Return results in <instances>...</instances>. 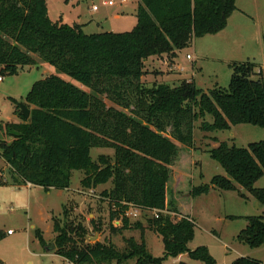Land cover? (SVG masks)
I'll return each instance as SVG.
<instances>
[{
	"label": "trees",
	"instance_id": "obj_1",
	"mask_svg": "<svg viewBox=\"0 0 264 264\" xmlns=\"http://www.w3.org/2000/svg\"><path fill=\"white\" fill-rule=\"evenodd\" d=\"M235 1L138 0L131 30L86 33L81 24L52 21L46 0H0V76L37 64L34 56L57 72L31 85L22 102L29 118L22 116L19 103L12 99L17 120L0 123V132L12 138L0 142L9 183L66 189L73 170L82 171L79 183L85 189L110 181L112 186L101 194L108 204L109 221L121 223L112 228L116 232L134 227L124 216L129 206L180 215L177 221L160 214L148 220L162 236L164 250L158 257L133 239H128L124 252L111 242L85 243L88 229L83 221L61 225L52 217L55 254L72 264H122L133 257L136 264H161L185 253L192 260L216 264L206 247L187 246L195 223L179 209L177 195L169 196L173 165L179 145L193 148L198 120L203 132L230 130L238 124L264 128V83L253 79L256 65L249 60L229 63L228 87L209 91L185 79L147 87L142 76L149 57L173 60L195 39L224 29L237 9ZM93 148H111L113 156L100 154L93 160ZM208 153L226 173L212 177L214 188L237 193L241 188L263 204L264 188L254 184L264 176V140L247 147L221 142ZM186 161L187 156H182L181 162ZM179 176L174 185L183 189L185 176ZM188 191L196 197L208 193L210 186H191ZM68 212L63 207V216L68 217ZM245 219L247 225L237 240L250 248L261 246L264 215ZM91 225L95 226L93 220ZM4 237L0 229V241ZM35 237L46 246L39 229ZM230 264L264 261L239 256Z\"/></svg>",
	"mask_w": 264,
	"mask_h": 264
},
{
	"label": "rangeland",
	"instance_id": "obj_2",
	"mask_svg": "<svg viewBox=\"0 0 264 264\" xmlns=\"http://www.w3.org/2000/svg\"><path fill=\"white\" fill-rule=\"evenodd\" d=\"M106 1L109 0H46L48 17L52 21L61 20L67 24L92 20L85 26L86 33L131 30L136 24L138 0H112L113 5L103 4ZM237 3L238 8L221 34L195 39L192 45L178 51L174 60L169 56L149 57L145 61L142 82L150 87L153 83L173 85L185 79L193 80L204 91L216 86L227 88L231 75L230 61L249 60L256 65L253 79L264 83V1L238 0ZM93 5L97 6V10L92 9ZM188 54L190 59L186 58ZM34 58L37 64L24 67L17 74L3 76L0 82V123L12 120L15 110L12 99L22 103L35 81L49 74H57L51 65L40 62L36 56ZM205 120L211 122L212 118L206 116ZM200 124L201 120L195 122L193 148L179 145L180 154L173 165L169 191L173 199V195H177L179 209L190 214L195 223L193 239L187 246L190 250L206 247L216 264H230L239 256L264 261V243L250 248L237 240L238 233L247 225V216L264 215V202L260 204L241 188L242 194L214 188L212 177L226 176V173L208 153L221 142L229 146L247 147L252 142L262 141L264 128L238 124L232 125L230 130L203 132L199 129ZM11 139L0 132V142H10ZM100 154L112 158L113 149L93 148L90 156L96 160ZM184 155L187 156L185 164L181 162ZM179 175L185 176L183 182H186V187L183 189L174 185ZM82 176L81 170H73L69 187L61 190H46L41 186H13L9 183L7 165L1 157L0 147V229L12 231V235L5 233L0 241V264H63L65 260L53 252L56 247L53 243L55 234L52 231V217L58 219L61 225L64 221H83L88 229L85 243L111 242L120 252H124V248L129 246L128 239H133L137 244L143 242L151 256L163 254L162 236L148 222L154 218L153 212L139 211L137 217L129 219L134 227L121 232L113 231L112 228H119L121 223L119 220L109 221L108 204L101 194L112 186L111 182L85 189L79 183ZM202 184L210 186L208 193L196 197L189 195L191 186ZM254 186L264 188V176ZM63 207L69 211L68 217L63 216ZM159 214L168 215L174 221L180 218V215L167 211ZM91 220L94 221V227ZM97 226L99 230L95 228ZM36 229L41 231L45 247L35 237ZM51 245H54L53 250L48 249ZM136 259H127L122 264H136ZM180 262L204 264L190 259L185 253L179 258H167L161 264Z\"/></svg>",
	"mask_w": 264,
	"mask_h": 264
},
{
	"label": "built area",
	"instance_id": "obj_3",
	"mask_svg": "<svg viewBox=\"0 0 264 264\" xmlns=\"http://www.w3.org/2000/svg\"><path fill=\"white\" fill-rule=\"evenodd\" d=\"M121 1L123 2V1H125V0H121ZM113 3H114V2H113L112 0H109V1L103 2V4H105V5H106V4H107V5H113ZM92 9H93V10H96V9H97V6H96V5H93V6H92ZM186 58H187V59H190L191 57H190V55H187ZM2 80H3V78H2V76H0V82H1ZM139 211H140V210H138L137 208H134V207H132V206H129V208H128V210H126L124 216L127 217V218H129V219H130L131 217H137ZM151 212L154 213V217H158V213H159V211H151ZM6 233H7V234H11L12 231H11V230H7ZM68 263H70V262L67 261V260H65V262H64L63 264H68Z\"/></svg>",
	"mask_w": 264,
	"mask_h": 264
},
{
	"label": "crops",
	"instance_id": "obj_4",
	"mask_svg": "<svg viewBox=\"0 0 264 264\" xmlns=\"http://www.w3.org/2000/svg\"><path fill=\"white\" fill-rule=\"evenodd\" d=\"M254 1H256V0H254ZM264 1V0H263ZM238 0H236L235 1V5L236 6H238ZM238 8V7H237ZM97 10V9H96ZM235 13V11L234 12H232L231 14H230V16L228 17V19H227V24H226V26H225V28H227V26H228V24H229V20L232 18V16H233V14ZM115 17H118V15H116ZM253 21V20H252ZM91 22H93L92 20L91 21H89V22H87V23H78V24H81L82 26H83V30H85V26H87L88 25V23H91ZM254 22V21H253ZM225 28L224 29H222L220 32H218V33H216V34H213V35H206V36H204V37H207V36H212V37H215V36H217V35H219V34H221L224 30H225ZM204 37H202V38H204ZM198 39H201V38H198ZM189 55V54H188ZM174 60V59H173ZM233 61V60H232ZM232 61H230V62H232ZM194 82V81H193ZM17 120V116L14 114L13 115V118H12V120L11 121H16ZM5 183H8L7 181H4ZM22 186V185H21ZM26 186H28V187H30V186H33V185H30V184H26ZM16 187H20V186H16ZM183 213V212H182ZM187 214V213H186ZM190 215V214H189ZM191 216V215H190ZM192 217V216H191ZM8 230H10V229H8ZM4 231V230H3ZM4 233H6V231H4ZM7 234V233H6ZM8 235H12V234H8ZM190 243V242H189ZM188 243V244H189ZM49 249V248H48ZM48 249H46V250H48ZM179 257H180V255H179ZM178 256L176 257V258H179ZM232 262V261H231Z\"/></svg>",
	"mask_w": 264,
	"mask_h": 264
},
{
	"label": "water",
	"instance_id": "obj_5",
	"mask_svg": "<svg viewBox=\"0 0 264 264\" xmlns=\"http://www.w3.org/2000/svg\"><path fill=\"white\" fill-rule=\"evenodd\" d=\"M19 108H20V111H21V113H22V116L24 117V118H29V115H30V111H29V109L23 104V103H19ZM49 249H54V245H51L50 247H49Z\"/></svg>",
	"mask_w": 264,
	"mask_h": 264
}]
</instances>
